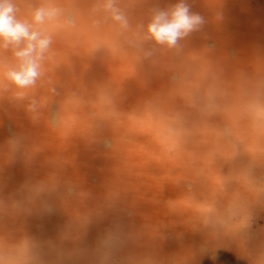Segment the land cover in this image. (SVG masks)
<instances>
[{
	"label": "clouds",
	"instance_id": "obj_1",
	"mask_svg": "<svg viewBox=\"0 0 264 264\" xmlns=\"http://www.w3.org/2000/svg\"><path fill=\"white\" fill-rule=\"evenodd\" d=\"M139 2L87 0L85 9L80 0H0V98L10 93L33 124L43 117L62 141L80 135L89 143H103L106 149L114 146L108 134L124 126L125 118L132 132L137 131L136 123L150 121L149 135L160 152L169 159L184 157L191 162L192 174L185 177L189 195L169 201L170 212L186 211L184 223L213 237H239L244 247L253 209L257 204L264 206V58L255 59L249 73L229 72L214 59L215 45L204 46L202 56L186 57L190 38L203 33L205 16L193 10L190 0H176L166 6L153 3L138 18L134 9ZM85 12L89 16L86 35ZM214 19L223 20L219 10ZM61 43L80 44L89 58L123 61L131 78L141 75L145 63L157 67L166 56L179 58L168 77L167 95L179 100L182 109L161 107L162 91L125 113L120 109V89L108 79L94 82L91 92L81 84L61 93L52 75L60 66L57 45ZM42 151L30 145L26 136L12 133L3 155L8 161L22 157L31 164ZM244 154L248 156L245 164L221 173L218 161L230 164ZM197 162L203 166L197 167ZM45 163L52 168L45 179L24 183L7 201L0 198V227L5 217L31 214L37 208L51 212L56 199L81 205L91 199L81 180L62 175L71 159L58 155L47 157ZM207 170H212L213 189L198 200L193 188ZM234 183L239 187L233 190ZM101 208L119 209L118 194L110 189L95 208L73 210L61 234L73 247L59 251L51 262L36 240L0 231V264H67L73 256L89 258L88 264H186L179 255L163 261L150 253L116 257L129 241L144 243L145 236L163 240L156 227L124 232L116 226L91 253L79 248ZM253 264H264V246Z\"/></svg>",
	"mask_w": 264,
	"mask_h": 264
},
{
	"label": "rangeland",
	"instance_id": "obj_2",
	"mask_svg": "<svg viewBox=\"0 0 264 264\" xmlns=\"http://www.w3.org/2000/svg\"><path fill=\"white\" fill-rule=\"evenodd\" d=\"M156 2L166 6L176 0H140L134 9L135 16L143 17L146 9ZM190 2L194 11L205 16L207 23L203 33L194 34L190 38L186 46V57L202 56L204 46L215 45L214 59L229 72L242 70L250 73L253 61L264 58V0ZM80 3L82 8H87V0H80ZM217 10L223 15L220 22L214 19ZM88 23L89 16L85 12L82 26L85 35ZM57 51L60 66L52 75L58 81L57 87L61 93L78 88L81 84L91 92L94 82L108 79L112 81L113 88L120 89V109L125 113L162 91L164 94L159 98L161 107L167 110L182 109L179 100L167 95L168 77L179 58L166 56L157 67L145 63L141 75L131 78L127 76L130 70L125 62L101 60L99 56L89 58L80 44L69 47L61 43L57 45ZM40 94H43V90ZM10 95L5 93L0 98V198L7 201L16 196L24 183L45 179L52 170L45 163L46 158L61 155L73 161L62 172L64 178L81 180L82 187L91 193V199L84 205L56 199L52 202L51 212L37 208L31 214L5 217L0 231L16 236L41 234L40 231H43L39 234L40 238H46L49 247L56 250L53 253V259L56 260L58 249L63 251L73 247L70 241L60 239L73 210L95 208L111 189L119 196L120 208H101L93 216L77 245L79 248L91 253L106 232L116 226L124 232L156 227L164 234L163 240H151L145 236L144 243L129 241L117 251L116 257L121 259L150 253L161 261L179 255L185 259L186 264H253L259 249L264 246V206L257 204L253 209L244 247H241L239 237H213L184 223L188 213L170 212L168 202L182 201L189 195L185 177L192 174L191 162L184 157L169 159L164 156L149 135L152 131L150 121L136 123L134 127L137 131L132 132L125 118L124 126L116 127L108 134L114 145L111 149H106L103 143H89L80 135L62 141L48 127L43 117L38 124H33L23 108L10 99ZM12 133L26 136L30 145L43 149L31 164L26 163L22 157L8 161L3 155ZM247 160L248 156L244 154L230 164L224 161L217 163L221 173L227 174L230 168L240 167ZM202 166V162H197V167ZM238 187L235 183L232 185L233 190ZM212 189V170H207V174L198 179L192 195L198 200L204 199L211 194ZM162 225L169 227L164 228ZM88 259L73 256L67 264H88Z\"/></svg>",
	"mask_w": 264,
	"mask_h": 264
},
{
	"label": "bare ground",
	"instance_id": "obj_3",
	"mask_svg": "<svg viewBox=\"0 0 264 264\" xmlns=\"http://www.w3.org/2000/svg\"><path fill=\"white\" fill-rule=\"evenodd\" d=\"M50 224H52V223H50ZM52 225H54V224H52ZM29 228V227H28ZM47 228V227H46ZM41 229V228H40ZM53 229V228H52ZM54 230V229H53ZM40 231V230H39ZM38 231V232H39ZM30 232V231H29ZM40 232H42L43 233V231H40ZM51 232V231H50ZM27 233V232H26ZM36 233V232H35ZM41 233V234H42ZM40 234V233H39ZM39 234H30L29 235V237H31L32 239H34V240H36L37 242H39L41 245H42V247H43V249H44V252L45 253H49V254H46V259L48 260V261H55L53 258H54V256H55V254H53V253H55V251L56 250H54V249H51L49 246V244H47V241H45V239H42V238H40V235ZM58 235H59V233H58ZM44 237V236H43ZM60 238V237H59ZM59 238H57V240L59 239ZM61 239V238H60ZM62 241H64V240H62ZM56 242V241H55ZM58 243V242H57ZM55 245H58V244H55ZM61 246V245H60ZM58 247H59V245H58ZM58 247H56V248H58ZM60 248V247H59ZM65 249V248H64ZM69 249V248H68ZM59 251L61 250V249H58ZM51 253V254H50Z\"/></svg>",
	"mask_w": 264,
	"mask_h": 264
}]
</instances>
